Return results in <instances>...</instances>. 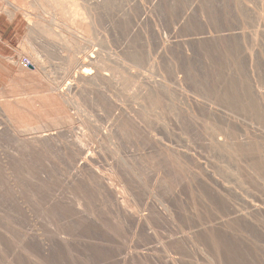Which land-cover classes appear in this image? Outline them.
I'll list each match as a JSON object with an SVG mask.
<instances>
[{"label":"rangeland","instance_id":"rangeland-1","mask_svg":"<svg viewBox=\"0 0 264 264\" xmlns=\"http://www.w3.org/2000/svg\"><path fill=\"white\" fill-rule=\"evenodd\" d=\"M106 1L0 0V264H264V0Z\"/></svg>","mask_w":264,"mask_h":264},{"label":"bare ground","instance_id":"bare-ground-1","mask_svg":"<svg viewBox=\"0 0 264 264\" xmlns=\"http://www.w3.org/2000/svg\"><path fill=\"white\" fill-rule=\"evenodd\" d=\"M50 1H54V3H57L58 4V6H59V9H61V10H63L67 15H70L69 17L71 18V20H72V23L73 24H75V27L76 28H74L76 31H79L80 29H85L87 32H89L90 31V28H92L93 26H89V23L87 22V19L88 18H90L91 17V15H92V11H91V8H90V6L88 5V3H90V2H88V0H48V2L50 3ZM106 1V0H105ZM126 1V0H125ZM147 1H150V0H147ZM107 2V1H106ZM137 2V1H136ZM152 2V1H151ZM129 3V2H128ZM150 3V2H149ZM10 4V3H9ZM93 4V6H94V3H92ZM107 4V3H106ZM127 4V3H126ZM128 6H129V4H127ZM150 5H151V3H150ZM55 6V5H54ZM107 6V5H106ZM148 7H149V4H148ZM57 8V7H56ZM94 8V7H93ZM122 8H124V7H122ZM151 8V7H150ZM93 11H95L94 9H93ZM66 14H65V16H66ZM95 15V14H94ZM98 16H99V14H98ZM103 17V16H102ZM103 19V18H102ZM90 20V19H89ZM91 24V23H90ZM92 25V24H91ZM102 28V27H101ZM94 29V28H93ZM96 29H98V28H96ZM95 29V30H96ZM103 29V28H102ZM75 30H74V32H75ZM104 30V29H103ZM83 30H81V32H82ZM98 31V30H97ZM104 32V31H103ZM83 33V32H82ZM105 34V33H104ZM80 35V34H79ZM75 37V36H74ZM78 36H76V40H78V41H80L81 39H83L82 37H80L79 36V38H80V40L77 38ZM99 38V37H98ZM74 39V40H75ZM103 39V38H102ZM100 40H101V38H100ZM163 40V39H162ZM161 40V41H162ZM166 40V39H165ZM160 41V42H161ZM81 42V41H80ZM163 42V41H162ZM164 43H165V41H164ZM35 51H36V49H35ZM43 52V51H42ZM44 53V52H43ZM41 54V53H40ZM36 56V55H35ZM37 58H39V57H37ZM41 59V58H40ZM74 60V59H73ZM72 60V61H73ZM71 61V62H72ZM76 61V60H75ZM87 63H81L80 61H76L75 62V64H74V66H73V68L74 67H78L79 69H83L79 74H75L73 77H74V79L75 80H77L76 82H82V83H84V82H89V81H91L94 77H93V75H94V73H92L91 71H90V67H85V65H86ZM73 65V64H72ZM76 65V66H75ZM42 67H44V66H42ZM70 69V68H69ZM73 74V73H72ZM93 74V75H92ZM71 75V74H70ZM101 75V74H100ZM72 76V75H71ZM103 78V77H102ZM74 80V81H75ZM71 88H73V85L71 84L70 86H69V90H71ZM2 103V102H1ZM0 103V104H1ZM3 104V103H2ZM4 105V104H3ZM7 105V104H6ZM5 105V106H6ZM12 113V112H11ZM15 113V112H14ZM15 115V114H14ZM8 116V115H7ZM9 116H11V114L9 115ZM8 116V117H9ZM13 119V118H12ZM15 119V118H14ZM18 120V119H17ZM16 120V121H17ZM7 127H8V125H7ZM16 128V127H15ZM9 129H10V127H9ZM12 129V128H11ZM61 148V147H60ZM83 148V147H82ZM84 149V148H83ZM86 149V148H85ZM91 149V148H90ZM89 149V150H90ZM93 149V148H92ZM78 150H80V148L78 149ZM68 151V150H67ZM83 151H85V150H83ZM82 151V152H83ZM96 151V150H95ZM80 152V151H79ZM87 152V151H86ZM89 152V151H88ZM88 152H87V154H88ZM85 153V152H84ZM83 153V154H84ZM90 153H92V152H90ZM82 154V153H81ZM93 154V153H92ZM92 154H90L91 155V157L89 156L88 158L90 159H93L92 157ZM76 155H78V154H76ZM94 155V154H93ZM80 157V156H79ZM83 160H84V158H83ZM87 160V159H86ZM81 162H82V160H81ZM86 161H84V163H85ZM91 162H92V160H91ZM93 162H94V159H93ZM83 163V164H84ZM87 164H88V161L86 162ZM92 164V163H91ZM90 164V165H91ZM89 165V164H88ZM84 166H85V164H84ZM82 167H83V165H82ZM81 167V168H82ZM90 167H93V166H89V168ZM96 168V167H95ZM95 168H92L93 170L95 169ZM117 168V167H116ZM120 169V168H119ZM79 170V169H78ZM98 170L96 169V172H97ZM101 171V170H100ZM117 171V170H116ZM121 171V170H120ZM93 173H94V171H92ZM83 173V172H82ZM76 174V173H75ZM81 174V173H80ZM100 173H98V175H99ZM79 175V174H78ZM97 175V174H96ZM100 175H102V174H100ZM99 175V176H100ZM120 175V174H119ZM106 176V175H105ZM82 177V176H81ZM102 177V176H101ZM102 178H104V177H102ZM120 178H121V176H120ZM119 179V178H118ZM125 179V178H124ZM80 180V179H79ZM120 180V179H119ZM128 181V180H127ZM101 182V181H100ZM106 182V181H105ZM126 182V181H125ZM99 183V182H98ZM133 183V182H132ZM126 184V183H125ZM127 184H128V182H127ZM134 184V183H133ZM107 185V184H106ZM132 185V184H131ZM131 185H129V186H131ZM113 186V185H112ZM126 187V186H125ZM128 187H126L125 189H127ZM130 188V187H129ZM136 188V187H135ZM133 189V188H132ZM101 190V189H100ZM126 191V190H125ZM129 192H130V190H128ZM128 191H126V192H128ZM102 192H104V191H102ZM128 192V193H129ZM105 193V192H104ZM138 193H139V191H138ZM137 193V194H138ZM108 194V193H107ZM110 194V193H109ZM130 194V193H129ZM127 195V193L124 195V196H126ZM136 195V194H135ZM138 195H140V194H138ZM128 196V195H127ZM126 196V197H127ZM107 197V196H106ZM109 197H111L110 195H109ZM117 197V196H116ZM124 199H126L125 197H123ZM138 198H140V197H138ZM82 199V198H81ZM123 199V200H124ZM117 200H119V198L117 199ZM124 201H126V200H124ZM136 201V200H135ZM128 202L130 203V200H128ZM128 202H127V204H128ZM82 203V202H81ZM119 203V202H118ZM123 204H125L124 202H123ZM122 204V205H123ZM135 204V203H134ZM129 205V204H128ZM131 205V204H130ZM133 205V204H132ZM138 205V204H137ZM257 205V204H256ZM118 206V205H117ZM127 206V205H126ZM254 206V205H253ZM124 207H125V205H124ZM128 207V206H127ZM126 207V208H127ZM131 207V206H130ZM129 207V208H130ZM133 207V206H132ZM255 207V206H254ZM119 208V207H118ZM122 208V207H121ZM257 208V207H256ZM125 209V208H124ZM260 209V208H259ZM130 211L132 210V209H129ZM137 210H139V209H137ZM134 213V212H133ZM136 217V216H135ZM60 238V237H59ZM61 239V238H60ZM33 241V240H32ZM63 241H65L64 239H63ZM56 243H57V241H56ZM66 243V242H65ZM33 244V243H32ZM40 244V243H39ZM59 244H60V242H59ZM26 245V244H25ZM54 245H55V243H54ZM65 245V244H64ZM57 246V244L55 245V247ZM29 247V246H28ZM62 247V246H61ZM60 247V248H61ZM15 248V247H14ZM17 248V247H16ZM32 248V247H31ZM48 248V247H47ZM52 248V247H51ZM50 248V249H51ZM28 249H30V247L29 248H27V250ZM15 250H17V249H15ZM62 250V249H61ZM30 251V250H29ZM29 251H27V253H29ZM49 251V250H48ZM54 251H55V249H54ZM21 252V251H20ZM31 252V251H30ZM35 252V251H34ZM38 252V251H37ZM41 252V251H40ZM39 252V253H40ZM32 253V252H31ZM36 253V252H35ZM43 253V252H42ZM46 253H48V252H46ZM49 253H51V250L49 251ZM53 253V252H52ZM24 254V253H23ZM34 254V253H33ZM25 255V254H24ZM30 255V253L28 254V256ZM32 255V254H31ZM22 256V255H21ZM27 256V255H26ZM34 256V255H33ZM36 256V255H35ZM47 256H48V254H47ZM37 257H39V256H37ZM41 257H43L42 256V254H41ZM41 257H39L40 259H41ZM46 257V256H45ZM49 257V256H48ZM25 259H26V257H25ZM35 259H37V258H35ZM38 260V259H37ZM44 260H45V258H44ZM43 260V261H44ZM36 261V260H35ZM39 261V260H38ZM46 261V260H45ZM44 261V262H45ZM29 262V261H28ZM31 262V261H30ZM37 262V261H36ZM35 262V263H36ZM40 262H42V260L41 261H39V263ZM43 262V263H44ZM27 263V262H26ZM35 263H33V264H35ZM42 263V264H43Z\"/></svg>","mask_w":264,"mask_h":264},{"label":"crops","instance_id":"crops-1","mask_svg":"<svg viewBox=\"0 0 264 264\" xmlns=\"http://www.w3.org/2000/svg\"><path fill=\"white\" fill-rule=\"evenodd\" d=\"M12 18H10V21L7 22L1 15H0V42H3V39L8 38L10 30L13 29V23L14 20L16 19V14L11 13Z\"/></svg>","mask_w":264,"mask_h":264}]
</instances>
